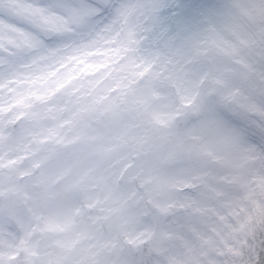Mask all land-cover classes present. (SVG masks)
Listing matches in <instances>:
<instances>
[{"label":"snow or ice","instance_id":"snow-or-ice-1","mask_svg":"<svg viewBox=\"0 0 264 264\" xmlns=\"http://www.w3.org/2000/svg\"><path fill=\"white\" fill-rule=\"evenodd\" d=\"M117 118L145 195L130 264H264V0H0V168Z\"/></svg>","mask_w":264,"mask_h":264},{"label":"rangeland","instance_id":"rangeland-1","mask_svg":"<svg viewBox=\"0 0 264 264\" xmlns=\"http://www.w3.org/2000/svg\"><path fill=\"white\" fill-rule=\"evenodd\" d=\"M136 123L131 119L113 120L102 135L92 134L91 142L99 143L98 148L44 155L39 163L47 167L30 181L27 179L35 170L36 162L10 173V168L18 161L26 163L30 156L18 147L11 149L13 158H19L0 168L5 173L9 198L13 201V206H6L8 211L0 221V230L10 238L9 242L17 240L15 245L18 244L22 235L20 224L24 220L21 214L14 213L18 208L23 214L34 212L32 221L23 226L25 238L31 240L41 232L48 235L49 228L54 227L67 241L62 246L57 238L53 243L54 251L45 256L44 248L35 241L29 242V252L42 253L46 258L39 264H130L128 246L143 238L146 215L145 195L140 191L144 185L137 174L125 175L128 166L123 163L128 158V152L123 149L134 145L131 132ZM80 176L81 182L75 179ZM25 181L28 183L24 185ZM61 194L70 198L60 199ZM39 199L40 202L52 200L51 215L36 207L40 206ZM15 225L21 227L19 235L17 231L13 233ZM26 248L25 244V251Z\"/></svg>","mask_w":264,"mask_h":264},{"label":"bare ground","instance_id":"bare-ground-1","mask_svg":"<svg viewBox=\"0 0 264 264\" xmlns=\"http://www.w3.org/2000/svg\"><path fill=\"white\" fill-rule=\"evenodd\" d=\"M8 155L9 154L5 152V157L6 158H7ZM28 164H29V162L21 163L20 161H18L13 167L10 168L9 172L11 173V172H14V171L24 170V169L27 168ZM41 172L39 174H34L35 170H33L32 174L29 175L27 180L30 181L31 178H35L37 176H40ZM79 175L82 176L81 173ZM81 176L78 177V178H75V179H77V181L81 182L82 181ZM5 177H6L5 173L0 171V221H3V219L5 218V214L8 211L6 209V206H13V201L11 202L10 198H9V193H8V190H7L8 189V184H7V180L5 179ZM27 183H28V181L27 182L25 181L23 184L25 185ZM39 189L40 188H38L36 190H39ZM59 197H60V199L65 198V197L70 198L69 195H67V194H61V195H59ZM38 203H39L40 206H36V207L41 212H44L46 215L47 214L51 215V212H52L53 207H54L53 202H52L51 199H47L46 201H43V199H42L41 202H40V199H39ZM14 213L21 214L20 216L24 220V222L22 221L21 224H20V225H22V235L20 237V240H22L21 243L23 245H25V244L27 245V248H26V251H25V256H26V259L29 258L30 264H39L42 261V259L45 258L44 257L45 255H49V253L51 254V252L54 251L53 243H54V241L57 238H59L61 240L62 246L66 245L65 243L67 241L64 239V236H62V235L60 236L59 234H57V231L54 229V227H50L49 228L50 230L48 231V235L44 234L43 232H41L37 236H34V238H32L31 240H30V238H25V236L23 234V232H24L23 226L25 228V225L28 226L27 224H29L32 221L34 212L23 214V213H21V210L16 208ZM13 228H14L13 233H15L17 231V235H19V229L21 227L18 226V225H15ZM7 232L8 231H6V233ZM6 235L7 234H4L3 230H0V246H3L5 248H8V247L13 248V247H15V243H16L17 240L9 242L10 238H8ZM37 240H38V242H37ZM31 241H35L36 243L39 244V246L44 248V251L42 252L44 256L42 255V253L38 254V253H36L34 251L29 252L28 245H29V242H31ZM56 247L59 249V246H56ZM33 249H34V247H33ZM58 249H55V250L57 251ZM106 260L109 262L108 259H106Z\"/></svg>","mask_w":264,"mask_h":264}]
</instances>
